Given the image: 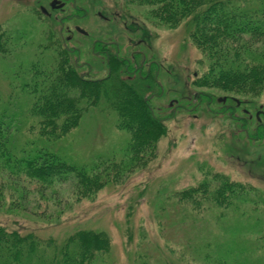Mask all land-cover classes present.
I'll return each instance as SVG.
<instances>
[{"label": "rangeland", "instance_id": "rangeland-1", "mask_svg": "<svg viewBox=\"0 0 264 264\" xmlns=\"http://www.w3.org/2000/svg\"><path fill=\"white\" fill-rule=\"evenodd\" d=\"M76 1L86 14L70 25L89 33L87 41L100 33L109 34L108 39L118 41L127 52L144 49L149 61L160 67L161 95L152 96L151 105L155 114L165 120L167 136L158 141L154 157L144 167L125 175L121 183L106 186L94 199L76 201L72 184L58 183L44 198L31 193L28 211L12 209L8 197L0 207V224L43 239L63 240L79 229L103 231L111 239L112 260L118 264H209L218 258L264 264V205L251 191L264 197V142H247L243 133L219 113L216 101L212 111L205 101L199 102L197 110L194 108L197 95L215 100L231 95L194 86L207 71L208 62L188 37L185 24L165 25L149 15V9L131 6L126 0ZM20 2L27 3L0 0V34L24 35L20 43L14 38L13 54H4L5 59L0 56L1 102L14 94L5 75L19 76L21 89L29 76L25 71L41 65L34 59L43 48L47 25L42 20L37 22L39 15L34 18L23 13ZM28 4L32 11H38V6L47 2ZM100 12L127 17L129 27L145 30L149 40L139 47L136 35L127 34L123 23L103 20L106 16L101 18ZM91 64L95 69L101 67L100 63ZM99 72L95 76L105 75L101 69ZM15 94V124L24 132L30 121V97L18 90ZM245 101L264 107V93L258 99ZM129 140L128 132L116 127L114 112L99 109L84 116L80 125L59 141L39 140L37 145L53 151L70 165L90 168L99 160H122ZM241 150L245 155H240ZM216 174L243 184L247 190L243 195L257 203L241 200L236 208L209 205L201 211L181 209L175 194L203 184L211 188Z\"/></svg>", "mask_w": 264, "mask_h": 264}, {"label": "trees", "instance_id": "trees-1", "mask_svg": "<svg viewBox=\"0 0 264 264\" xmlns=\"http://www.w3.org/2000/svg\"><path fill=\"white\" fill-rule=\"evenodd\" d=\"M126 2L149 9L148 14L165 25L185 24L188 37L208 62L207 71L194 82V86L218 90L236 100H253L262 96L264 0ZM20 3L23 13L34 18L39 15L36 20L47 25L44 29L47 32L42 39L43 48L34 59V63L41 65L25 71L29 76L24 78L26 81L21 84V89L17 83L19 76L5 75L14 94L18 90L30 97V121L27 120L30 127L27 124L24 132L16 127L15 119L18 117L13 111L18 92L6 101L0 100V207L10 197L12 209L17 207L28 211L31 193L37 192L44 198L56 184L65 182L72 184L74 200L94 199L106 186L121 183L125 175L144 167L154 157L158 141L167 136L165 120L155 114L151 105V97L159 95L161 90L151 75L128 74L126 63H110V73L104 76L82 77L57 32L52 30L53 24L38 11H32L28 3ZM40 32L42 37V30ZM14 38L20 43L24 35L0 34L2 59H5L4 54H13ZM99 109L114 112L116 127L130 135L122 160H99L90 168L77 167L48 148L37 145L39 140L59 141L77 128L84 116ZM35 128L36 131L33 130ZM263 138L261 135L259 141ZM240 153L245 155L244 150ZM211 182V188L203 184L176 193L181 209L201 211L209 205L227 209L236 208L241 200L254 201L252 197L243 195L247 193L243 184L224 175H214ZM251 191L264 205V197L254 189ZM262 239L264 243V235ZM209 262L242 264L226 258ZM0 264L118 263L112 260L111 239L103 231L79 229L63 240L43 239L32 232L9 230L0 224Z\"/></svg>", "mask_w": 264, "mask_h": 264}, {"label": "flooded vegetation", "instance_id": "flooded-vegetation-1", "mask_svg": "<svg viewBox=\"0 0 264 264\" xmlns=\"http://www.w3.org/2000/svg\"><path fill=\"white\" fill-rule=\"evenodd\" d=\"M27 3L38 2L41 0H20ZM43 1V0H42ZM47 5H39L38 11L53 24L52 30L56 31L63 47L71 54L72 62L80 70L82 77L89 75H98L99 69L104 74L110 73V63H126L125 70L130 75L154 77L159 87L158 77L160 67L156 63L150 62L144 49L141 51L127 52V49L121 47L118 41L109 40V34H97L92 41H87V36L91 35L80 27L73 26L71 23L75 20L83 19L86 11L78 6L76 0H44ZM48 6V7H46ZM58 15L61 16L58 18ZM99 16L106 21H118L123 23L127 34H135L139 47L149 40L145 30L132 29L129 27L127 17L111 13L110 15L100 12ZM126 18V19H125ZM55 25V26H54ZM131 26V25H130ZM109 36V37H108ZM87 41L88 43H85ZM81 43V44H80ZM84 48V49H83ZM91 63H100L101 67L95 69ZM160 88V87H159ZM202 94V93H201ZM161 95V93H160ZM157 96V95H153ZM194 108L197 110L199 102L205 101V106L212 111V103L218 104L221 108L219 113L230 120L238 128L239 133H243L247 142L257 143L261 135L264 136V107L258 106L252 101H240L233 98L214 99L213 97L196 96ZM216 101V102H215ZM216 113L217 109L215 110ZM264 142V138L262 140Z\"/></svg>", "mask_w": 264, "mask_h": 264}]
</instances>
